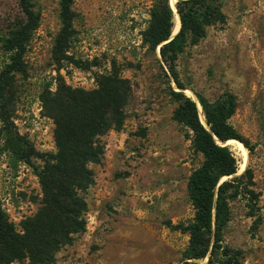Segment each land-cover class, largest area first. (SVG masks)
Segmentation results:
<instances>
[{
  "label": "rangeland",
  "instance_id": "obj_1",
  "mask_svg": "<svg viewBox=\"0 0 264 264\" xmlns=\"http://www.w3.org/2000/svg\"><path fill=\"white\" fill-rule=\"evenodd\" d=\"M31 2L38 22L23 51L24 73L10 74L6 112L36 152L55 150L54 124L41 98L55 90L58 78L90 90L112 67L131 90L120 128L99 137L102 156L88 164L93 180L82 194L84 230L50 264H181L188 235L173 226L193 216L186 182L201 155L172 118L177 103L170 91L178 89L157 47L142 37L152 0H74L63 50L55 48L58 0ZM221 10L224 23L207 26L203 38L186 46L175 70L185 95L212 100L228 91L236 98L229 123L251 148L245 167L257 198L231 201L222 243L239 251L241 264H264V0H222ZM21 18L19 0H0V36ZM8 57L0 40V71ZM40 165L36 157L25 163L0 152V206L16 232L40 206Z\"/></svg>",
  "mask_w": 264,
  "mask_h": 264
},
{
  "label": "trees",
  "instance_id": "obj_2",
  "mask_svg": "<svg viewBox=\"0 0 264 264\" xmlns=\"http://www.w3.org/2000/svg\"><path fill=\"white\" fill-rule=\"evenodd\" d=\"M73 1L58 0L60 28L55 37L58 50L66 47L70 37ZM221 3L222 0H175L179 28L169 39L173 25L169 0H152L149 21L142 33L145 42L157 47L178 89L170 91L177 103L172 118L186 130L193 150L201 155L200 164L186 182L193 216L186 224L173 226L188 235L181 264H200L193 260L204 258L203 264H241L239 251L222 243V233L230 218L231 201L244 196L254 203L257 198L251 187L250 168L233 175L238 169L237 158L215 140L240 141L250 152L247 140L229 123L236 108L234 94L224 91L209 100L194 93L205 127L196 101L182 92L184 86L175 70L176 59L186 46L203 38L207 26L224 23ZM19 4L22 18L6 35L0 36L9 53V62L0 71V152L7 151L25 163L32 157L41 161L35 172L41 201L35 213L22 221L21 232L14 230L0 206V264L23 259L27 264H50L55 252L84 230L86 203L82 194L93 180L88 164L98 162L102 156L99 137L109 129L120 128L131 90L128 81L112 67L95 77V88L90 90L71 88L58 78L55 90L47 91L41 98L42 107L54 124L55 150L36 152L13 130L6 112L10 74L24 73L23 51L39 16L31 0H19Z\"/></svg>",
  "mask_w": 264,
  "mask_h": 264
},
{
  "label": "bare ground",
  "instance_id": "obj_3",
  "mask_svg": "<svg viewBox=\"0 0 264 264\" xmlns=\"http://www.w3.org/2000/svg\"><path fill=\"white\" fill-rule=\"evenodd\" d=\"M174 2H175V0L169 1L170 8H172V11H173V14H172L173 25L171 27L172 34L174 32H176L177 28L179 27V17H178L177 12L174 9ZM185 92L187 93L188 96H191L196 101L200 118L202 120V123H204V119H203V116L201 113L202 110H200V106L196 100V97L194 96V94L189 93V91H187V90H185ZM215 140L218 142L217 139H215ZM239 142H236V141L226 142L225 141V143H224L233 152L234 156L237 157L238 169H237V172L235 174H240L243 171V169L245 168V165H246V161H247V151L244 148V146ZM235 174H233V175H235ZM233 175H231V176H233ZM223 177L225 178L226 176H223Z\"/></svg>",
  "mask_w": 264,
  "mask_h": 264
},
{
  "label": "water",
  "instance_id": "obj_4",
  "mask_svg": "<svg viewBox=\"0 0 264 264\" xmlns=\"http://www.w3.org/2000/svg\"><path fill=\"white\" fill-rule=\"evenodd\" d=\"M179 28V27H178ZM178 28H177V30H176V32L178 31ZM176 32H174L173 34H172V31H171V33H170V35H169V39L174 35V34H176ZM157 51H158V49H157ZM192 99V98H191ZM193 100V99H192ZM194 101V100H193ZM195 102V101H194ZM204 124V123H203ZM205 127H206V125H204ZM227 140V139H226ZM226 140H224V141H218V142H216L218 145H225L224 143H225V141ZM226 146V145H225ZM234 174V173H233ZM235 175H238V174H235ZM231 177V176H230ZM221 180H223V179H221ZM220 180V181H221Z\"/></svg>",
  "mask_w": 264,
  "mask_h": 264
}]
</instances>
